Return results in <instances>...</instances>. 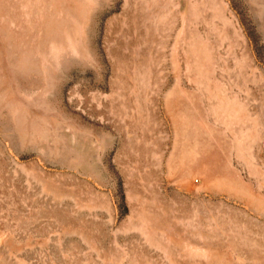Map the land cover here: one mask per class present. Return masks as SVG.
Instances as JSON below:
<instances>
[{
	"label": "rangeland",
	"instance_id": "374dc122",
	"mask_svg": "<svg viewBox=\"0 0 264 264\" xmlns=\"http://www.w3.org/2000/svg\"><path fill=\"white\" fill-rule=\"evenodd\" d=\"M0 264H264V0H0Z\"/></svg>",
	"mask_w": 264,
	"mask_h": 264
}]
</instances>
